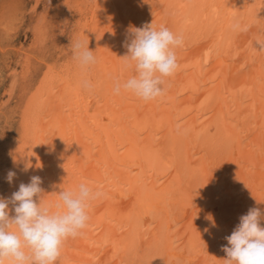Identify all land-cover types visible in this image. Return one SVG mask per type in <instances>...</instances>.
<instances>
[{
    "label": "bare ground",
    "instance_id": "6f19581e",
    "mask_svg": "<svg viewBox=\"0 0 264 264\" xmlns=\"http://www.w3.org/2000/svg\"><path fill=\"white\" fill-rule=\"evenodd\" d=\"M9 1L2 39L22 23ZM31 19L19 62L0 61V197L32 176L52 211L80 183L100 193L56 264H224L239 218L264 210V0H57ZM151 23L184 43L145 102L114 84L135 74L129 27ZM77 42L94 65H79Z\"/></svg>",
    "mask_w": 264,
    "mask_h": 264
},
{
    "label": "clouds",
    "instance_id": "9594fccd",
    "mask_svg": "<svg viewBox=\"0 0 264 264\" xmlns=\"http://www.w3.org/2000/svg\"><path fill=\"white\" fill-rule=\"evenodd\" d=\"M130 42L125 41L127 54L122 58L134 75L114 84V92H130L143 101H152L164 95V78L172 77L178 69L175 49L183 46V37L161 25L130 26ZM264 50V44L259 45ZM74 56L82 68L96 63L89 45L77 42ZM83 87H92L84 81ZM16 172L9 170L7 182L11 184ZM42 179L32 176L30 182L20 183L10 198L0 197V264H56L62 247L69 238L82 234L88 225L87 209L90 201L100 193L87 183L76 190L59 192L56 210L43 205ZM38 198L39 202H37ZM14 215L10 216V208ZM264 210L253 207L239 218V224L225 237L224 264H264Z\"/></svg>",
    "mask_w": 264,
    "mask_h": 264
},
{
    "label": "rangeland",
    "instance_id": "374dc122",
    "mask_svg": "<svg viewBox=\"0 0 264 264\" xmlns=\"http://www.w3.org/2000/svg\"><path fill=\"white\" fill-rule=\"evenodd\" d=\"M51 2V4L48 2ZM39 0V2L35 5L36 1L35 0H18L17 6H13V8H15V11L19 10L18 16L21 15L22 17V23H21V27L19 26L17 28V30H15L12 34V37L9 36L5 37V39H1L0 41V61H2L4 58H7L9 61H11L13 64H17L19 62L20 59V54L18 53V48H21V50L23 49H27L32 41V26L30 24V22H32L33 20L31 19V17L37 16L39 14L42 13V10L44 9V7H46V5L52 6L55 5V3L57 2V0ZM8 2H10L9 0H0V8L3 7L5 4H7ZM36 6V9L34 10L33 8ZM34 10V11H33ZM1 35V34H0ZM55 37H50V41H54ZM3 45V46H2ZM17 49V50H16ZM6 62H8L7 60H4ZM5 67V64L3 65V69ZM15 67V66H14ZM3 91H0V94ZM17 124H13L14 128H11V130L17 131ZM2 129V128H0ZM3 131H0V135H2L3 133L8 132L10 130V128H5L3 129ZM2 139V138H1ZM0 146H3V141L0 140Z\"/></svg>",
    "mask_w": 264,
    "mask_h": 264
}]
</instances>
